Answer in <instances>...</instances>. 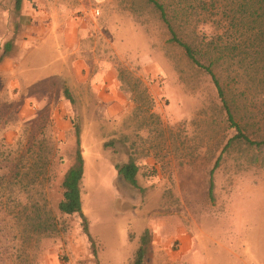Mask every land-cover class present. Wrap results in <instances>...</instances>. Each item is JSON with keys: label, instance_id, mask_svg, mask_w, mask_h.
Masks as SVG:
<instances>
[{"label": "rangeland", "instance_id": "obj_1", "mask_svg": "<svg viewBox=\"0 0 264 264\" xmlns=\"http://www.w3.org/2000/svg\"><path fill=\"white\" fill-rule=\"evenodd\" d=\"M219 8L195 18L203 47ZM169 39L143 0H0V264H133L140 247L144 264H264V149L232 142L211 77ZM245 52L211 55L213 71L264 140V70ZM75 127L87 233L58 211ZM131 159L136 187L116 170Z\"/></svg>", "mask_w": 264, "mask_h": 264}, {"label": "trees", "instance_id": "obj_2", "mask_svg": "<svg viewBox=\"0 0 264 264\" xmlns=\"http://www.w3.org/2000/svg\"><path fill=\"white\" fill-rule=\"evenodd\" d=\"M16 12H20L23 0H12ZM158 15L159 20L164 25L170 36V43L175 44L184 53L188 61L195 67L203 69L210 77L217 89L219 98L227 113L230 127L237 133L232 142L236 141L264 149V140H254L244 132L242 126L235 121V117L225 93L213 71L216 60L211 55H221L228 60L229 64L238 66L241 64V56L246 51L252 58H258L264 70V0H237L229 10L219 3L224 0H143ZM219 6V11H224V29L221 35L215 34L204 47L199 45V38L196 29L192 28L195 18L200 15L199 9L204 13L209 12V8ZM195 27V26H194ZM196 28V27H195ZM200 42V41H199ZM253 53V56L251 55ZM204 57L207 65L201 63ZM239 77V75H237ZM250 86L255 88V79L249 77ZM76 153L74 165L68 170L63 178L62 199L58 205V211L66 216H79L84 221V231L88 232L86 219L82 214L80 186L83 178L84 162L80 150V130L75 127ZM118 176L127 183L136 187L139 168L131 159L122 166H116ZM2 176L0 175V180ZM142 246L149 243V234L146 232L141 238ZM145 248L140 247L136 252L133 264H144Z\"/></svg>", "mask_w": 264, "mask_h": 264}, {"label": "built area", "instance_id": "obj_3", "mask_svg": "<svg viewBox=\"0 0 264 264\" xmlns=\"http://www.w3.org/2000/svg\"><path fill=\"white\" fill-rule=\"evenodd\" d=\"M95 14H96V15H99V14H100V11H99V10H96V11H95Z\"/></svg>", "mask_w": 264, "mask_h": 264}]
</instances>
